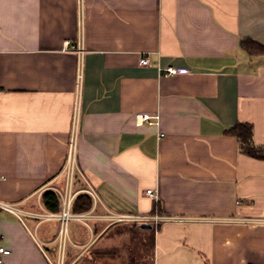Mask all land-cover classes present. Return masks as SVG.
<instances>
[{
	"label": "crops",
	"instance_id": "crops-1",
	"mask_svg": "<svg viewBox=\"0 0 264 264\" xmlns=\"http://www.w3.org/2000/svg\"><path fill=\"white\" fill-rule=\"evenodd\" d=\"M245 38L264 44V0H0V201L25 212L0 208V264L93 263L153 228V264H264V159L228 133L249 122L264 145V54ZM74 139L93 214L173 219L64 232L41 195L64 189Z\"/></svg>",
	"mask_w": 264,
	"mask_h": 264
},
{
	"label": "built area",
	"instance_id": "built-area-1",
	"mask_svg": "<svg viewBox=\"0 0 264 264\" xmlns=\"http://www.w3.org/2000/svg\"><path fill=\"white\" fill-rule=\"evenodd\" d=\"M141 62L143 64H148L149 60L148 58H142ZM160 72L165 73L166 75H176L179 73H185L188 72V69L185 67H176V66H167L165 68H160ZM76 114L78 115V110L76 111ZM138 121L140 123L147 122L149 124H159L160 122V117L158 114L156 115H150L147 113H139L137 115ZM77 124H78V116L76 117L75 123H74V133L76 132L77 129ZM163 135V134H161ZM73 137H76V133ZM75 172H76V150H75V139L71 143L68 158H67V163L64 168V173H65V183H64V189L60 190L56 188L58 193L60 194L61 200H62V205H63V210L61 213H56V212H49L46 214L48 219L52 218H60L63 221L64 224V232L66 231V224L70 219H76V220H86L91 217H96V218H105L110 221V223H116V222H136V223H144V222H149L153 223L154 225H158L160 221L163 219L165 220H170L173 219L172 217H166L162 218L158 215H145V214H134V213H124V212H117L113 211L110 209H107V212L102 214V215H97L93 214L94 210L97 209L98 207V197L95 192V190L89 186L88 188H85L84 191H86L88 194H90L93 198V206L91 210L89 211H84V212H72L71 211V205L72 202L77 195V191H74L73 189V183H74V177H75ZM146 193L153 197L154 199H158V194L157 191L154 189H147ZM0 208L14 211L16 212L17 216L19 218H23L25 212L22 210H19L16 205L7 203V202H2L0 201ZM11 250L5 247H0V253L2 255L9 254ZM3 261V257H0V263ZM58 264H62L59 262Z\"/></svg>",
	"mask_w": 264,
	"mask_h": 264
},
{
	"label": "trees",
	"instance_id": "trees-1",
	"mask_svg": "<svg viewBox=\"0 0 264 264\" xmlns=\"http://www.w3.org/2000/svg\"><path fill=\"white\" fill-rule=\"evenodd\" d=\"M244 49L251 55L264 54V44L253 40L251 38H245L241 41ZM228 133L235 135L238 139L240 150L254 158L264 159V145H258L253 140V125L249 122H238L235 126L228 129ZM41 200L46 209L52 212L59 213L62 210V201L60 194L57 190L49 188L45 190L41 195ZM92 197L82 192L77 194L72 202V212H84L92 207ZM149 236V246L153 249L154 245V228L151 230Z\"/></svg>",
	"mask_w": 264,
	"mask_h": 264
},
{
	"label": "rangeland",
	"instance_id": "rangeland-1",
	"mask_svg": "<svg viewBox=\"0 0 264 264\" xmlns=\"http://www.w3.org/2000/svg\"><path fill=\"white\" fill-rule=\"evenodd\" d=\"M124 235H130V233L125 231ZM121 241L123 243L119 242L118 245L120 244L126 245V246H122V249H125V253H120V251L122 250L120 248L121 246L116 249L117 250L116 253H114L116 251L114 250V248H110L108 249L109 251L107 250L106 253L101 252L99 253V255H97L98 249L96 250L93 249L91 253L94 255L95 260L97 258L98 260L88 264H121L123 260H121L120 257H123V259H125L126 257L128 259L131 258V260L128 263L124 260L125 263L123 264H153V251L152 248L149 246L148 241L143 246L140 245L139 241H136L134 239L130 240L128 236L126 237L125 240H121Z\"/></svg>",
	"mask_w": 264,
	"mask_h": 264
},
{
	"label": "water",
	"instance_id": "water-1",
	"mask_svg": "<svg viewBox=\"0 0 264 264\" xmlns=\"http://www.w3.org/2000/svg\"><path fill=\"white\" fill-rule=\"evenodd\" d=\"M141 228H144V229H151L152 228V224L151 223H148V222H144L140 225Z\"/></svg>",
	"mask_w": 264,
	"mask_h": 264
}]
</instances>
